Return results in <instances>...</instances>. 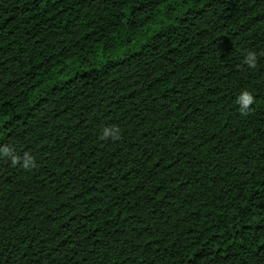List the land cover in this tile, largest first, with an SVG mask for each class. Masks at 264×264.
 Segmentation results:
<instances>
[{
    "label": "trees",
    "instance_id": "trees-1",
    "mask_svg": "<svg viewBox=\"0 0 264 264\" xmlns=\"http://www.w3.org/2000/svg\"><path fill=\"white\" fill-rule=\"evenodd\" d=\"M3 146L0 264H264V0H0Z\"/></svg>",
    "mask_w": 264,
    "mask_h": 264
},
{
    "label": "clouds",
    "instance_id": "clouds-1",
    "mask_svg": "<svg viewBox=\"0 0 264 264\" xmlns=\"http://www.w3.org/2000/svg\"><path fill=\"white\" fill-rule=\"evenodd\" d=\"M257 62V55L254 51H247L244 56V63L249 68H255ZM237 103L239 104V111L241 115H248L251 111V106L254 104V96L247 89L243 90L237 97ZM103 138H111L113 140H118L120 138V129L116 126H109L103 129ZM0 156L10 159L13 165L20 164L25 170H31L36 167L35 157L31 154L25 152L21 158L19 155L15 154L13 148L9 146L0 147ZM22 160V163H21Z\"/></svg>",
    "mask_w": 264,
    "mask_h": 264
}]
</instances>
